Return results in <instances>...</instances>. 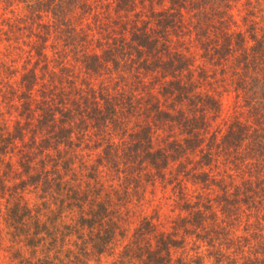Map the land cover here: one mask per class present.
Masks as SVG:
<instances>
[{"label": "trees", "instance_id": "trees-1", "mask_svg": "<svg viewBox=\"0 0 264 264\" xmlns=\"http://www.w3.org/2000/svg\"><path fill=\"white\" fill-rule=\"evenodd\" d=\"M241 2L0 0V252L264 264V0ZM144 179L178 196L171 231L129 208Z\"/></svg>", "mask_w": 264, "mask_h": 264}, {"label": "rangeland", "instance_id": "rangeland-1", "mask_svg": "<svg viewBox=\"0 0 264 264\" xmlns=\"http://www.w3.org/2000/svg\"><path fill=\"white\" fill-rule=\"evenodd\" d=\"M244 0H242L241 3H243ZM242 10V7H240ZM244 12V11H243ZM243 15V13H242ZM223 87V86H222ZM220 104L221 108L218 110V113H216V117L212 119L211 124H212V132H218L219 128L225 129V124H228V122L231 121V118L235 116V104H236V94L234 92L233 87L229 89V91L225 92V90L222 89V94L220 97ZM239 104L241 105V101L239 100ZM211 132V131H210ZM162 136H165L164 134L160 133ZM96 153V152H94ZM193 163L195 162L197 157H193ZM221 168V167H220ZM220 171V169H219ZM124 179L125 176L124 172L121 174ZM116 174L114 173L110 178L112 180V183L114 185H118L119 183L115 180ZM216 177V176H215ZM121 179V178H120ZM154 182H146L145 179L142 182V188H140V196L138 195L136 199L138 201H141L142 207L137 208L135 205H137V201L134 200V205L129 207L131 211H137L141 212L142 215H146L148 217H151L153 221H155L157 224H159V228L164 230V231H171L172 223L173 220L177 216H184L185 213L183 211H180L179 206H177L178 203V196L176 194L172 193V186L167 185L166 183L162 184L157 181V183ZM187 193L190 194L192 197H196L198 194L204 195V190L202 189L201 185H194V184H187ZM210 197L215 199L218 195V189L215 187H211L209 189ZM137 222V221H135ZM130 237V235H129ZM117 239L119 240V237L117 236ZM122 240L118 242V245L115 247V252L110 254V255H103L102 258L100 259L99 264H112L114 260H122V252L123 250V245L125 244H120ZM114 243V242H113ZM115 244V243H114ZM112 244V245H114ZM195 246H198L201 255L206 254V248H202V244L199 242L196 243L192 239L190 241L189 248H194ZM113 248V247H112ZM2 251L0 252V264H16V262L11 261V247H10V242H7L6 240L4 241L2 245ZM7 249V251H6ZM111 248L108 250L110 252ZM176 253L175 255H178ZM209 261H206V264ZM94 264V263H91Z\"/></svg>", "mask_w": 264, "mask_h": 264}]
</instances>
